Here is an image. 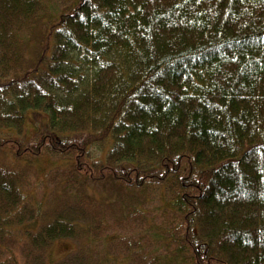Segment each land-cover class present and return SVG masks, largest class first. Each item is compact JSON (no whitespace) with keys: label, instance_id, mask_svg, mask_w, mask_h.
Masks as SVG:
<instances>
[{"label":"trees","instance_id":"trees-1","mask_svg":"<svg viewBox=\"0 0 264 264\" xmlns=\"http://www.w3.org/2000/svg\"><path fill=\"white\" fill-rule=\"evenodd\" d=\"M61 5L0 0V264H264V0Z\"/></svg>","mask_w":264,"mask_h":264},{"label":"rangeland","instance_id":"rangeland-1","mask_svg":"<svg viewBox=\"0 0 264 264\" xmlns=\"http://www.w3.org/2000/svg\"><path fill=\"white\" fill-rule=\"evenodd\" d=\"M67 4H69V0H62L61 7H65ZM28 117L30 118L27 124H29V127L25 126L24 129H22V132H25V135H33L35 133V125L38 126L37 123H40L44 118L37 113H28ZM21 132V133H22ZM35 140V138H32ZM98 154H100L98 152ZM99 190H101L102 186L99 185ZM107 192H110V190H106ZM77 249L76 241L72 239H58L55 240V242L51 246V253L54 259H62L66 254L72 253ZM186 263V262H185Z\"/></svg>","mask_w":264,"mask_h":264}]
</instances>
